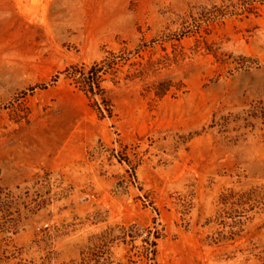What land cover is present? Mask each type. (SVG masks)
<instances>
[{
    "label": "rangeland",
    "instance_id": "rangeland-1",
    "mask_svg": "<svg viewBox=\"0 0 264 264\" xmlns=\"http://www.w3.org/2000/svg\"><path fill=\"white\" fill-rule=\"evenodd\" d=\"M109 53L100 118L64 70ZM122 228L137 264H264V0H0V264Z\"/></svg>",
    "mask_w": 264,
    "mask_h": 264
},
{
    "label": "trees",
    "instance_id": "trees-1",
    "mask_svg": "<svg viewBox=\"0 0 264 264\" xmlns=\"http://www.w3.org/2000/svg\"><path fill=\"white\" fill-rule=\"evenodd\" d=\"M128 60L123 55L109 53L89 67L67 68L64 70L65 78L70 81V85L82 91L92 101L100 118H111V101L102 84L109 78L113 82L119 80L120 69ZM148 235H144L142 242L150 255L153 253L154 245L149 241ZM135 238V234L129 228H122L117 235H114L110 229L92 234L80 250L78 259L71 264H137L135 258L138 256V248L134 244ZM114 244L126 250L118 259L112 257L111 249ZM127 246L129 248H126Z\"/></svg>",
    "mask_w": 264,
    "mask_h": 264
}]
</instances>
